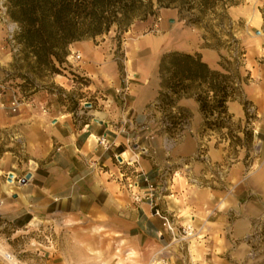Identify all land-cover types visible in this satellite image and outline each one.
<instances>
[{
  "label": "crops",
  "instance_id": "0c3cea01",
  "mask_svg": "<svg viewBox=\"0 0 264 264\" xmlns=\"http://www.w3.org/2000/svg\"><path fill=\"white\" fill-rule=\"evenodd\" d=\"M243 13L259 34L264 29L260 13ZM89 40L69 46L66 61L76 74L91 80L89 88L98 89V84L105 88L99 99L101 112L73 114L64 107L49 106L52 100L44 96L45 114L20 108L17 115L0 116V128L10 127L19 134L35 164L24 174H31L29 181L13 192L20 196L15 202L18 207L30 216L55 212L105 230L106 242L114 251L101 255L100 264H138L156 254L167 264H264V242L256 245L255 237L256 224L264 217V60L257 51L245 63L249 80L241 95L253 117L252 142L246 151L221 134L203 132L202 116L192 97L177 101V107L191 114L188 126L178 135L169 137L160 124L152 122L160 112L153 105L160 90L162 39L142 45L137 53L141 64L131 69L132 76L127 74L126 80L119 79L112 56ZM206 50L196 47L189 54L201 55L215 70V52ZM11 61L9 54L0 53L1 66ZM56 78L60 87L70 89L67 78ZM118 88L125 90L124 101L116 94ZM227 111L233 121L244 125L239 101L228 102ZM237 136L242 140V133ZM99 139L105 140L106 148L98 144ZM123 154L127 159L120 166L114 157ZM122 174L136 179L141 188L146 177L155 187L156 208L177 228L190 227L191 237L172 241L147 202H132ZM9 175L3 191L10 193L17 177ZM67 261L99 264L78 252Z\"/></svg>",
  "mask_w": 264,
  "mask_h": 264
},
{
  "label": "rangeland",
  "instance_id": "374dc122",
  "mask_svg": "<svg viewBox=\"0 0 264 264\" xmlns=\"http://www.w3.org/2000/svg\"><path fill=\"white\" fill-rule=\"evenodd\" d=\"M4 2L5 0H0V53L9 54L12 59V38L16 26L5 15ZM152 2L153 14L142 21L133 22L120 37H117L113 27L107 34L89 40L93 47L112 56L119 79L126 80L127 74L131 77V69L136 68L138 63L141 64L137 53L143 50L142 45H150L147 40L162 39L164 42L160 52L164 53L176 51L189 54V50L196 47H199L200 51L212 50L215 52L212 63L217 65L213 71L222 72L221 65L227 67L223 59L231 64L230 69H235L234 58H238V72L242 81L237 97L242 99V86L249 80L245 63L252 60L254 50L259 54L258 58L264 60V29H259V34H256L249 26L243 11L247 10L249 13L257 10L264 20V0H240L238 5L226 8L223 18L210 15L198 25H189L188 13L179 14L177 9H159L155 0ZM217 14H220V11ZM11 64L12 61L7 67L0 65L2 118L19 114L20 108L44 114L42 110L47 111V104L41 102L44 96L51 98L52 102L48 105L53 108L64 107L70 112L75 109L76 104V111L92 114L102 111L103 105H100L99 99H102L105 88L99 84L98 89L89 88L91 80L76 74V69L67 61L59 68L58 75L35 80L34 88L25 85L19 78H13L15 72L10 68ZM126 68L128 73L125 72ZM56 77L67 78L70 89L60 87L54 81L58 79ZM117 91H120L119 88ZM13 95L22 102L15 114L8 109ZM85 104L90 106L86 107ZM251 112L248 107L249 115ZM156 113L152 122L161 125L163 114ZM233 123V129L238 126L242 129L246 127L245 123L243 126L235 121ZM250 125L251 123L246 129L252 133ZM225 133L222 132L223 136ZM250 146L251 142H245L246 151ZM34 165L19 134L10 127L0 128V264H67V257L74 252L81 253L87 260L97 259L100 264L103 258L101 255L114 251L106 242L108 235L105 230L90 228L89 223L84 220L82 223L75 222L72 216L55 212L30 216L15 203L20 196L17 197L13 192L18 191L20 180ZM9 174H15L17 177L10 193L3 191V188L8 186ZM256 226V245H261L264 242V217Z\"/></svg>",
  "mask_w": 264,
  "mask_h": 264
},
{
  "label": "trees",
  "instance_id": "16d2710c",
  "mask_svg": "<svg viewBox=\"0 0 264 264\" xmlns=\"http://www.w3.org/2000/svg\"><path fill=\"white\" fill-rule=\"evenodd\" d=\"M153 0H5V15L15 24L12 38L14 51L10 68L13 78L21 79L34 88L35 80L58 75L65 64L68 48L74 43L95 39L115 27L117 37L125 33L135 21L153 14ZM240 0H155L159 9H177L189 14V25H198L206 17H224L227 7ZM220 11V14H217ZM242 55V54H240ZM227 67L222 72L211 70L199 54L171 51L164 53L158 63L160 90L153 108L163 114L161 132L174 137L189 124L191 114L177 107L182 96L194 98L202 116L203 132L222 134L235 145L252 142L246 129L252 121L249 103L238 98L241 78L239 59L235 69L223 59ZM239 101L245 113L244 129L234 125L227 111V103ZM76 109V104H74ZM70 111L75 114L76 110ZM242 133V140L237 136Z\"/></svg>",
  "mask_w": 264,
  "mask_h": 264
},
{
  "label": "built area",
  "instance_id": "2783aa9c",
  "mask_svg": "<svg viewBox=\"0 0 264 264\" xmlns=\"http://www.w3.org/2000/svg\"><path fill=\"white\" fill-rule=\"evenodd\" d=\"M116 94L120 96L123 101L125 100V90L116 91ZM21 105L22 102L20 101V99L17 96L13 95L10 100L8 109L11 113L15 114L19 111ZM42 111L44 114L46 113L44 109ZM98 144L104 148L107 147V143L104 139H99ZM117 158L119 159V162L117 161ZM114 160L120 166L123 164V161L121 160L120 156H115ZM121 178L123 187L129 193L132 202L134 204H141L143 202H147L153 211V216L161 220L163 230L171 237L172 241H181L183 239L191 237L192 229L190 227L177 228L167 214L161 212L159 209L156 208L155 198L153 195L155 187L146 177L143 176L142 178L144 188H141L139 182L131 176H126L125 174H122ZM138 264H167V262L163 258H160L158 254H156L146 262Z\"/></svg>",
  "mask_w": 264,
  "mask_h": 264
},
{
  "label": "water",
  "instance_id": "95a60500",
  "mask_svg": "<svg viewBox=\"0 0 264 264\" xmlns=\"http://www.w3.org/2000/svg\"><path fill=\"white\" fill-rule=\"evenodd\" d=\"M85 106L89 107L90 105L89 104H85ZM94 121L97 122L96 120H94ZM98 123L101 124L100 122H98ZM11 177H12L11 175H8V181H10ZM30 178H31V174L30 173L26 174L24 176V178L20 180V182H19L20 185L26 184V182L29 181Z\"/></svg>",
  "mask_w": 264,
  "mask_h": 264
},
{
  "label": "bare ground",
  "instance_id": "6f19581e",
  "mask_svg": "<svg viewBox=\"0 0 264 264\" xmlns=\"http://www.w3.org/2000/svg\"><path fill=\"white\" fill-rule=\"evenodd\" d=\"M120 158L122 159V161H125L127 159V155L123 154L122 156H120Z\"/></svg>",
  "mask_w": 264,
  "mask_h": 264
}]
</instances>
